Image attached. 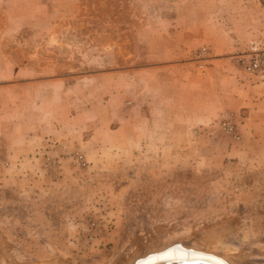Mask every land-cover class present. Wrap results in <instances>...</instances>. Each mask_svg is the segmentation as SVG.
I'll return each mask as SVG.
<instances>
[{
  "label": "rangeland",
  "instance_id": "obj_1",
  "mask_svg": "<svg viewBox=\"0 0 264 264\" xmlns=\"http://www.w3.org/2000/svg\"><path fill=\"white\" fill-rule=\"evenodd\" d=\"M227 44L261 70L264 0H0V264H264V139L225 79L199 120L158 66Z\"/></svg>",
  "mask_w": 264,
  "mask_h": 264
},
{
  "label": "crops",
  "instance_id": "obj_2",
  "mask_svg": "<svg viewBox=\"0 0 264 264\" xmlns=\"http://www.w3.org/2000/svg\"><path fill=\"white\" fill-rule=\"evenodd\" d=\"M233 48V44H227L223 46L219 54L211 56L209 59L210 64L206 66V73L204 75H200L195 64L187 59L158 63V66L167 70L169 73L168 78H171L172 81H175L172 73L176 71L173 74L175 76L179 75L176 78V81L179 84L185 86H190L192 84L199 85V89L195 92H190L188 86L187 90L183 89L182 92L178 94L183 100L181 101L180 106H183L184 110L187 109L185 107L192 106L196 116L194 118L199 120L203 119L208 106L209 74H216L217 81L220 78L223 80L225 79V85H227L225 86L227 87L226 91L225 93H222L220 97L216 94L215 97L217 98V102L219 98H221L223 107L230 108L234 111L239 110L240 113H242V130L245 129L247 124H250L254 130L249 129V134H251L254 143H257L259 139H264V131H262V128H264V66H262L257 74L249 76L245 80H241L239 74L240 71L231 63V56H234V53L232 52L234 51ZM147 69L150 68H143L142 70L149 71ZM151 72L156 75V68L153 67ZM10 85L11 84H8V86ZM59 89L62 90V88ZM238 90L243 91L241 96L235 94V91ZM168 97L167 95H159V101H154L152 105L154 108H161L159 109V113L163 116H170V114H172L169 110V106L171 105L168 102ZM48 98L49 102H51V94H49ZM175 109L177 108L173 107V110ZM47 125H49V127L55 132H57L59 128H62L59 124H55L53 121H50ZM83 125L86 126L85 123ZM121 128L122 124H120L118 129ZM45 137L46 136L43 132V141L45 140Z\"/></svg>",
  "mask_w": 264,
  "mask_h": 264
},
{
  "label": "bare ground",
  "instance_id": "obj_3",
  "mask_svg": "<svg viewBox=\"0 0 264 264\" xmlns=\"http://www.w3.org/2000/svg\"><path fill=\"white\" fill-rule=\"evenodd\" d=\"M169 246V245H168ZM175 247V246H173ZM165 248V247H164ZM178 248V247H177ZM180 249V248H178ZM178 249L175 248H170L162 253L156 254V255H151L149 257H145L141 260H139L136 264H155L159 261H165V260H178L181 259L182 257H184L186 254H184L181 249L180 251ZM190 249V248H189ZM195 251V250H194ZM155 252V251H154ZM189 252V251H188ZM152 253V252H150ZM148 253V254H150ZM148 256V255H147ZM204 256V255H202ZM186 257V256H185ZM206 258H210V259H204V258H199L196 261L198 262H205V263H209V264H226V262H224L221 258L217 257V256H210V254L205 255ZM213 260V261H212ZM162 263V262H161ZM171 263V262H170ZM167 264V263H166ZM181 264V263H180ZM183 264V263H182ZM228 264V263H227Z\"/></svg>",
  "mask_w": 264,
  "mask_h": 264
},
{
  "label": "built area",
  "instance_id": "obj_4",
  "mask_svg": "<svg viewBox=\"0 0 264 264\" xmlns=\"http://www.w3.org/2000/svg\"><path fill=\"white\" fill-rule=\"evenodd\" d=\"M257 66V60H254L252 65L248 67L249 70H254ZM230 130L232 129L231 127L229 128Z\"/></svg>",
  "mask_w": 264,
  "mask_h": 264
},
{
  "label": "water",
  "instance_id": "obj_5",
  "mask_svg": "<svg viewBox=\"0 0 264 264\" xmlns=\"http://www.w3.org/2000/svg\"><path fill=\"white\" fill-rule=\"evenodd\" d=\"M210 256H213V255H210Z\"/></svg>",
  "mask_w": 264,
  "mask_h": 264
}]
</instances>
